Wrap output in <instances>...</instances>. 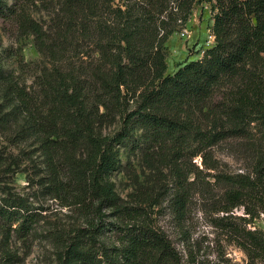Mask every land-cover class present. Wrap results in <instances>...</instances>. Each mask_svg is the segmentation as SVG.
Returning a JSON list of instances; mask_svg holds the SVG:
<instances>
[{"label":"trees","instance_id":"1","mask_svg":"<svg viewBox=\"0 0 264 264\" xmlns=\"http://www.w3.org/2000/svg\"><path fill=\"white\" fill-rule=\"evenodd\" d=\"M201 1L212 4L214 45L165 75L164 42ZM60 7L54 36L26 24L50 64L34 76L37 98L17 84L5 83L4 89L19 137L39 143L49 189L56 197L72 191L71 200L82 206L85 226L60 238L57 260L178 264L177 251L145 220L142 208L123 205L116 195L109 181L120 165L115 145L138 131L140 143L172 145L171 165L181 150L200 153L238 136L251 117L264 121V0H61ZM7 9L0 0V12ZM4 78L0 69V82ZM229 86L217 110L215 93ZM36 99L44 109L36 108ZM117 119L119 129L102 135L101 125ZM80 151L86 154L78 158ZM227 184L230 208H246L247 200L264 216V165L253 179L229 177ZM174 201L182 207L180 192ZM27 215L15 200L0 208L1 218L20 229L32 222ZM228 229L252 260L264 264L262 232Z\"/></svg>","mask_w":264,"mask_h":264},{"label":"rangeland","instance_id":"2","mask_svg":"<svg viewBox=\"0 0 264 264\" xmlns=\"http://www.w3.org/2000/svg\"><path fill=\"white\" fill-rule=\"evenodd\" d=\"M1 1L8 9L0 12V69L6 79L0 82V208L15 200L27 208L32 222H25L28 226L20 229L0 216V264H59L60 238L85 226L82 206L71 200L72 191L56 197L49 189L39 143L19 137L16 119L7 116L10 106L4 89L5 83L17 84L37 98L34 76L50 64L26 24L54 36L53 19L60 13L61 0ZM213 14L211 3L197 2L187 20L170 32L163 45L165 75L200 59L203 51L214 45ZM184 29L185 38L180 36ZM83 59L88 61L87 57ZM230 92L229 86L215 93L213 104L217 110ZM35 105L44 109L40 99ZM219 121L225 124L224 119ZM120 125L118 119L103 123L101 134L112 136ZM139 134L133 132V139L115 145L120 165L109 181L123 205L142 208L145 220L167 236L178 253V264H262L239 247L228 228L264 234L263 214L247 200L246 208H230L226 194L227 178L253 179L256 168L264 165L263 119L251 117L238 130V136L200 153L196 149L181 150V159L171 165L172 145L166 149L154 142L140 143ZM85 154L80 151L77 157ZM177 168L179 181L175 176ZM178 192L184 201L181 208L174 204ZM102 213L108 215V221H114L108 210Z\"/></svg>","mask_w":264,"mask_h":264},{"label":"built area","instance_id":"3","mask_svg":"<svg viewBox=\"0 0 264 264\" xmlns=\"http://www.w3.org/2000/svg\"><path fill=\"white\" fill-rule=\"evenodd\" d=\"M180 36L181 37H183V38H185L186 36H187V30H182L181 32H180Z\"/></svg>","mask_w":264,"mask_h":264}]
</instances>
